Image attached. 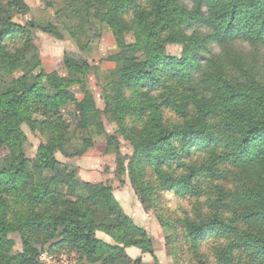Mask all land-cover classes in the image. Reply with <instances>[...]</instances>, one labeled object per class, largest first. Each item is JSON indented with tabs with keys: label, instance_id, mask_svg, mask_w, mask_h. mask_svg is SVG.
Returning <instances> with one entry per match:
<instances>
[{
	"label": "trees",
	"instance_id": "1",
	"mask_svg": "<svg viewBox=\"0 0 264 264\" xmlns=\"http://www.w3.org/2000/svg\"><path fill=\"white\" fill-rule=\"evenodd\" d=\"M41 1L55 11L56 27L41 18L16 22L29 5L0 0V149L8 151L0 158V264H41L39 245L54 239L78 253V264L120 258L142 264L127 255L128 247L154 255L151 236L125 212L112 185L82 180L77 167L56 156L92 148L103 115L131 141L127 167L115 149L118 172L128 170L140 192L147 171L164 189L197 198L206 193L205 181L231 182L230 168L243 171V188L213 186L209 194L218 198L208 217L178 224L195 264H264V84L242 50L264 49V0ZM105 27L122 56L101 77V110L89 86V55ZM36 28L59 38L64 30L76 42L79 52L64 56L66 76L47 81L29 68L38 57ZM12 37L20 38L17 47L7 42ZM170 44L182 45V53H167ZM69 106L73 124L63 113ZM129 116L138 124L132 133L123 126ZM25 123L45 137L35 158L26 154ZM108 140L117 146L114 136ZM14 233L21 252L12 251ZM212 236L225 242L215 253L204 250Z\"/></svg>",
	"mask_w": 264,
	"mask_h": 264
},
{
	"label": "rangeland",
	"instance_id": "2",
	"mask_svg": "<svg viewBox=\"0 0 264 264\" xmlns=\"http://www.w3.org/2000/svg\"><path fill=\"white\" fill-rule=\"evenodd\" d=\"M25 2L29 5L30 11L28 13H17L14 16L16 22L28 24L32 19L41 18L56 27L58 19L53 9H46L41 0H25ZM62 31L64 38L45 33L38 28L34 30L38 57L32 61L29 68L36 73H45L47 81L66 76L65 54L79 52L76 42L64 30ZM100 34L101 36L96 37L91 45L89 63L92 73L89 75V86L94 93L97 106L104 110L105 104L101 85L103 78L101 77L115 69L116 62L121 58L122 52L109 28H103ZM90 35L93 37L95 32L90 33ZM129 40H132V38H129ZM7 42L11 47H17L20 38L12 37ZM242 50L250 63L247 64L254 69L257 78L264 84V49H254L244 45ZM216 51H218L217 48ZM167 53L180 55L182 45H168ZM17 74L21 73L17 72ZM70 89L77 98H83L79 85H73ZM73 111L74 106H69L63 112L72 124ZM168 116L177 117L170 111ZM123 126L128 133H132L134 132L133 129H137L138 124L129 116ZM22 127L26 135V154L29 158H35L39 147L46 143L45 137L39 130L32 129L26 123ZM102 130V134L94 138V146L84 154L65 156L61 152H57V158L66 164L77 167L78 175L84 181L93 184L109 183L112 185L114 195L121 202L125 212L151 236L154 255L142 252L137 247H128L126 253L131 259L140 258L142 264H195L196 259L191 255L187 243L181 235L178 220L185 217L196 219L197 217H208V213L212 209V203L218 198V194L216 198L209 194L213 186L223 185L224 183L225 188L232 190L238 188L239 183H241V188H243L245 181L248 180L246 174L232 167L229 169V173L232 172L233 174V176H230L232 178L231 182L217 181L213 184V182L205 181L206 193L197 198L190 193H182L174 188L164 189L159 182L154 181V178L152 179L147 171L144 172L143 177V181L147 182V189L140 192L133 183L128 170L124 174L118 172V156L115 149H119V152L124 156L127 167L134 153L130 139L126 134H123L117 124L110 121L108 115H103ZM109 135L114 136L118 141L117 146L109 143ZM7 152L5 148H1L0 158L5 156ZM97 234L100 238L115 243L112 237L105 232L99 231ZM10 238L15 242L13 253L21 252L23 243L20 234H10ZM59 241L60 239H54L44 247L39 245L41 253L38 259L41 264H78V253L65 244L59 245ZM206 243L204 250L209 248L212 249V253H215V249L225 242L220 236H212L207 237ZM53 245H55V248L52 250L53 247L51 246ZM121 261L122 264H132L127 263L122 258L117 263L120 264Z\"/></svg>",
	"mask_w": 264,
	"mask_h": 264
}]
</instances>
